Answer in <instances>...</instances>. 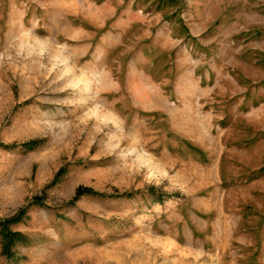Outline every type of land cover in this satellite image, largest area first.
<instances>
[{
  "label": "rangeland",
  "instance_id": "374dc122",
  "mask_svg": "<svg viewBox=\"0 0 264 264\" xmlns=\"http://www.w3.org/2000/svg\"><path fill=\"white\" fill-rule=\"evenodd\" d=\"M29 140L0 264H264V0H0V144Z\"/></svg>",
  "mask_w": 264,
  "mask_h": 264
},
{
  "label": "trees",
  "instance_id": "16d2710c",
  "mask_svg": "<svg viewBox=\"0 0 264 264\" xmlns=\"http://www.w3.org/2000/svg\"><path fill=\"white\" fill-rule=\"evenodd\" d=\"M38 143H39L38 140H29L21 144H16V143H13L10 145L0 144V146L5 149L15 148L19 146L27 151H32L36 149V147L38 146ZM149 191H152V189H149ZM92 193H95V192H93V190H91L90 188L78 187L75 191L73 198L69 202V204L75 203L83 195L92 194ZM40 201H41V198L35 197L33 198L32 203L39 204ZM26 208L27 207L21 208L14 216L8 219L0 220V232L2 234L3 241H4L2 245L1 254L5 256L6 258L10 259L15 256L14 252L12 251V247L15 243L24 244L27 241L26 236L22 234L21 232L10 230L11 225L17 224L22 220L26 212Z\"/></svg>",
  "mask_w": 264,
  "mask_h": 264
}]
</instances>
